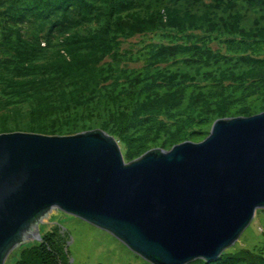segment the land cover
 Masks as SVG:
<instances>
[{"label": "trees", "instance_id": "obj_1", "mask_svg": "<svg viewBox=\"0 0 264 264\" xmlns=\"http://www.w3.org/2000/svg\"><path fill=\"white\" fill-rule=\"evenodd\" d=\"M215 2L0 0V133L101 129L131 162L204 139L216 119L264 111V15L247 28L244 14L221 7L232 1ZM139 34L167 42L148 44L142 66L121 65L122 40ZM67 242L44 234L15 249L13 264H70ZM187 264H264V246Z\"/></svg>", "mask_w": 264, "mask_h": 264}, {"label": "water", "instance_id": "obj_2", "mask_svg": "<svg viewBox=\"0 0 264 264\" xmlns=\"http://www.w3.org/2000/svg\"><path fill=\"white\" fill-rule=\"evenodd\" d=\"M198 140L128 162L101 129L0 133V264L63 211L151 264L216 259L264 209V111L217 119Z\"/></svg>", "mask_w": 264, "mask_h": 264}, {"label": "rangeland", "instance_id": "obj_3", "mask_svg": "<svg viewBox=\"0 0 264 264\" xmlns=\"http://www.w3.org/2000/svg\"><path fill=\"white\" fill-rule=\"evenodd\" d=\"M207 4H215V0H202ZM232 1L231 7L221 5L222 8L234 13L235 11L244 14V27H252L260 15H264V6L254 0H226ZM218 2V1H217ZM256 4V5H254ZM157 2L155 3V6ZM197 9V8H196ZM200 10H202L200 8ZM198 11V10H197ZM98 22H90L77 29L79 33H84L87 29L96 28ZM121 52L124 55L120 59L121 65L131 68H138L145 62L147 55L143 54L148 49V44L153 42H167L161 39L159 34L136 35L134 37L123 39ZM125 51H131L126 55ZM106 61L115 62L111 57ZM2 97V94H0ZM18 108L24 122L29 120L27 103H19ZM259 108V106H258ZM217 120V119H216ZM207 137V136H206ZM205 137V138H206ZM204 138V139H205ZM120 144V141H119ZM124 157V151L120 145ZM125 160V157H124ZM127 161V160H125ZM64 222L57 221V215L49 216L39 226L40 236L57 231L64 233L68 239L65 250L69 249L70 264H151L133 251H131L123 242L113 236L106 230L100 229L83 219L63 211ZM40 238V240H41ZM35 240V241H40ZM32 241V242H35ZM22 246V245H21ZM264 246V209H258L249 226L240 235L238 240L227 249H251ZM226 249V250H227ZM17 252V251H16ZM16 252L10 254L6 264H13Z\"/></svg>", "mask_w": 264, "mask_h": 264}]
</instances>
